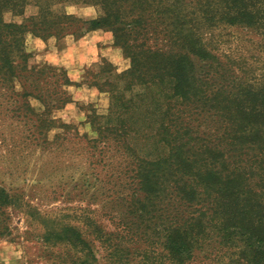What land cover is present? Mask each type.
I'll list each match as a JSON object with an SVG mask.
<instances>
[{"label":"trees","instance_id":"16d2710c","mask_svg":"<svg viewBox=\"0 0 264 264\" xmlns=\"http://www.w3.org/2000/svg\"><path fill=\"white\" fill-rule=\"evenodd\" d=\"M32 3L39 11L24 23L4 21V12ZM63 3L95 6L98 16L52 10ZM222 25L264 39V0H0V115L18 127L0 136L13 152L58 149L69 139L64 123V135L47 132L71 81L64 69L29 64L26 33L80 37L107 28L131 62L112 76L118 85L106 83L107 113L91 119L96 137L84 151L93 181L77 196L115 229L105 230L90 207L77 223L41 213L0 182V237L13 236L22 207L35 210L50 264H97V241L105 264H264V74L225 68L212 45Z\"/></svg>","mask_w":264,"mask_h":264},{"label":"rangeland","instance_id":"374dc122","mask_svg":"<svg viewBox=\"0 0 264 264\" xmlns=\"http://www.w3.org/2000/svg\"><path fill=\"white\" fill-rule=\"evenodd\" d=\"M52 10L56 13L66 12L86 20L95 19L98 16L95 6L85 4L63 3L53 7ZM38 11V7L32 3L24 7L21 14H15L12 11L4 12L3 19L6 22L24 23ZM93 31H99L101 35H105L100 36L104 37V42L101 40L98 49L93 48L95 50L87 53L88 57H84L85 50L81 54V47L72 45ZM108 40L110 45L117 49V54L112 51L110 53L113 60L104 55V47L106 43H109ZM212 45L225 68H230L229 70H233L238 75L247 73V77L252 78L255 76L259 78L264 74V39L253 30L240 26L222 25L213 30ZM25 46L26 51L31 54L30 65L41 67L49 64L64 69L71 81L64 87L69 102L59 109L52 110L50 117L56 123L47 132L49 139H53L58 133L64 135L66 132L61 126L64 123L70 126L67 132L69 139L66 145L58 149L54 147L45 151L30 149L20 154L10 150V141L7 139L6 142H2L0 136V182L5 185L10 184L19 190L22 198L41 213L60 216L72 223H77L76 214L91 208L96 221L105 230H113L114 225L100 207L89 205L86 202L88 200L78 199L79 196L83 197L82 194H78V190L80 191V185H83L86 179L93 181L92 176H86L89 170L86 163L87 154L84 151L87 139L96 137L97 131L92 126L91 119L94 113L97 115L107 113L110 93L106 83L114 81L113 83L117 84L118 80L113 79L112 76L122 74L129 69L130 58L121 46L116 44L113 31L107 28L91 30L80 37L73 34L40 37L28 32L25 36ZM66 47H70V52L64 59L71 61L62 63L64 60H59L63 57L59 51ZM91 57L92 60H90ZM118 87L116 90L119 89ZM133 91H139V87H133ZM30 103L35 110L41 111L42 104L39 100L31 99ZM1 130H7L13 134L18 127L14 128L12 121L0 115V132ZM68 175L70 178L65 180L64 176ZM76 183H79L77 192L75 188H72ZM50 187L58 190L56 199H51ZM66 189L71 191V198L67 200V197L62 196L66 193ZM90 193L92 190L89 191V195H86V199H89ZM30 213H35V210L21 207L13 212L11 220L13 236L0 237V264L51 263L36 238L41 234L42 226L38 218H34L37 217L36 214L31 216ZM96 248L99 261L97 264H105L106 246L97 241Z\"/></svg>","mask_w":264,"mask_h":264},{"label":"crops","instance_id":"0c3cea01","mask_svg":"<svg viewBox=\"0 0 264 264\" xmlns=\"http://www.w3.org/2000/svg\"><path fill=\"white\" fill-rule=\"evenodd\" d=\"M101 34L102 33H100L99 31L89 32L86 35H84L82 38H80L78 41H76L72 46L77 47L79 45V47H81L80 48V53L83 54L82 51L85 50V51H83L84 52L83 56L84 57L85 56L88 57L87 53L93 52V50H95L93 48L98 49V45L100 44L101 40L104 42V37H100V36H105V35H101ZM108 42L109 43H106V46L104 47V55H106L110 60H113L111 58L110 53L112 51L113 53L117 54V51H116L117 49L110 45V41L109 40H108ZM104 45H105V43H104ZM69 48L66 47V48H64V49L59 51L61 56H63V57H60V59H59L60 61L64 60V61H62V63H64V62L68 63V62L71 61V60L68 61L66 58L64 59V57L68 54V52H70ZM90 60H92V57L90 58Z\"/></svg>","mask_w":264,"mask_h":264}]
</instances>
